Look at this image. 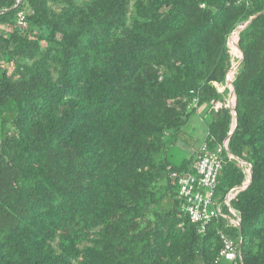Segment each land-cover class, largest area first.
<instances>
[{
	"label": "trees",
	"instance_id": "1",
	"mask_svg": "<svg viewBox=\"0 0 264 264\" xmlns=\"http://www.w3.org/2000/svg\"><path fill=\"white\" fill-rule=\"evenodd\" d=\"M196 113L228 142L202 233L171 153ZM0 264H264V0H0Z\"/></svg>",
	"mask_w": 264,
	"mask_h": 264
},
{
	"label": "built area",
	"instance_id": "2",
	"mask_svg": "<svg viewBox=\"0 0 264 264\" xmlns=\"http://www.w3.org/2000/svg\"><path fill=\"white\" fill-rule=\"evenodd\" d=\"M24 14L18 15V25L24 26ZM221 91L222 89L219 88ZM195 104V103H194ZM220 103L215 104L214 109L221 108ZM227 141L217 150L211 151L206 144H202L196 154L194 172L185 175L173 174L178 187V196L182 200V210L188 214L192 223L198 225L199 232H204L205 227L213 220L218 218L228 219L215 199V187L217 177L222 169V163L218 157L222 149H227ZM241 163V162H240ZM249 173V170L246 171ZM246 182L237 189L229 191L223 199V204L229 207L230 201L236 196L239 190H243ZM229 214L235 216L229 207ZM224 247L220 252V257L226 262H235L237 258L236 247L234 242L223 235L221 236Z\"/></svg>",
	"mask_w": 264,
	"mask_h": 264
},
{
	"label": "rangeland",
	"instance_id": "3",
	"mask_svg": "<svg viewBox=\"0 0 264 264\" xmlns=\"http://www.w3.org/2000/svg\"><path fill=\"white\" fill-rule=\"evenodd\" d=\"M230 41V37L228 40V46L231 52L232 57L234 58V60H240L241 58V53L239 51V49L237 48L236 45V49L234 48V46L232 45V43L229 42ZM233 67L237 64L236 61H234L233 63ZM235 71V70H234ZM233 73H228V79L229 76L230 77V82L233 79ZM220 89L226 88L228 90V93L226 95V106L229 108L231 106V102H232V96H231V88L230 85L228 83H225V85L219 86ZM207 109V106L204 105L199 109V112L204 111ZM202 116V117H201ZM210 121V116L209 114H203V115H199L198 113L193 114L190 119L189 122L187 123V125L184 128L185 131V139L183 141H178L175 146H172L171 148V153H172V159L175 163H179L182 159L184 158H188L189 156H191L194 152L198 151L199 148L201 147L206 133H207V124ZM240 166H242V163H239ZM248 171V170H246Z\"/></svg>",
	"mask_w": 264,
	"mask_h": 264
},
{
	"label": "water",
	"instance_id": "4",
	"mask_svg": "<svg viewBox=\"0 0 264 264\" xmlns=\"http://www.w3.org/2000/svg\"><path fill=\"white\" fill-rule=\"evenodd\" d=\"M254 20V18H252V19H250L248 22H246V23H243V24H241L238 28H237V30L235 31V32H237V40H238V33L240 32V31H242L250 22H252ZM234 32V33H235ZM236 45H237V43H236ZM238 48V47H237ZM239 49V48H238ZM240 51V50H239ZM240 53H241V51H240ZM242 57H243V55H242V53H241V58H240V60L237 62V64L234 66V67H232L230 70H229V72L228 73H233L234 72V70L236 69V67L238 66V64L241 62V60H242ZM226 83H228L229 85H230V88H231V96H232V100H233V102H232V106H230L229 107V109H230V112H231V114L233 115V119H234V127H233V131H234V129H235V127H236V114H235V93H234V89H233V86H232V81L230 82V80L228 79V75H227V77H226ZM232 131V132H233ZM231 132V133H232ZM231 133L229 134V136H228V139L230 138V136H231ZM251 170H249V181H248V183H247V185H246V187L249 185V183L251 182Z\"/></svg>",
	"mask_w": 264,
	"mask_h": 264
},
{
	"label": "bare ground",
	"instance_id": "5",
	"mask_svg": "<svg viewBox=\"0 0 264 264\" xmlns=\"http://www.w3.org/2000/svg\"><path fill=\"white\" fill-rule=\"evenodd\" d=\"M230 43H232V45L234 46V48L236 49V43H237V32L233 33L231 36H230ZM231 75L229 76V79H230ZM233 102V100H232ZM232 102H231V106H232Z\"/></svg>",
	"mask_w": 264,
	"mask_h": 264
}]
</instances>
